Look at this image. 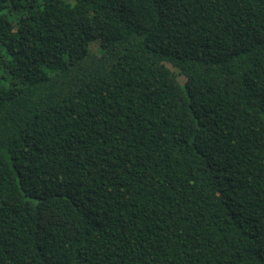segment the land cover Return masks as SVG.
<instances>
[{
    "label": "trees",
    "instance_id": "trees-1",
    "mask_svg": "<svg viewBox=\"0 0 264 264\" xmlns=\"http://www.w3.org/2000/svg\"><path fill=\"white\" fill-rule=\"evenodd\" d=\"M0 264H264V0H0Z\"/></svg>",
    "mask_w": 264,
    "mask_h": 264
},
{
    "label": "rangeland",
    "instance_id": "rangeland-1",
    "mask_svg": "<svg viewBox=\"0 0 264 264\" xmlns=\"http://www.w3.org/2000/svg\"><path fill=\"white\" fill-rule=\"evenodd\" d=\"M89 48H90V50L96 52V50H97V48H98V45H97V43L92 42V43H90ZM178 79H179L180 81H183V80H184V76L180 73V74H178Z\"/></svg>",
    "mask_w": 264,
    "mask_h": 264
}]
</instances>
